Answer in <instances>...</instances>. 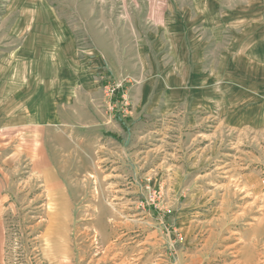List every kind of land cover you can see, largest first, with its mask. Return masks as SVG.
<instances>
[{"label": "rangeland", "instance_id": "obj_1", "mask_svg": "<svg viewBox=\"0 0 264 264\" xmlns=\"http://www.w3.org/2000/svg\"><path fill=\"white\" fill-rule=\"evenodd\" d=\"M166 1L49 0L77 53L94 59L91 68L103 60L101 101L66 141L41 143L67 185L63 204L47 202L42 182L29 184L24 164L0 264H244L245 240L264 251V134L163 111L164 57H136ZM108 83L122 85L114 99Z\"/></svg>", "mask_w": 264, "mask_h": 264}, {"label": "crops", "instance_id": "obj_2", "mask_svg": "<svg viewBox=\"0 0 264 264\" xmlns=\"http://www.w3.org/2000/svg\"><path fill=\"white\" fill-rule=\"evenodd\" d=\"M240 1L167 0L159 21L147 23L151 32L136 57H164L155 99L163 111L188 113L198 126L211 121L264 134L263 0ZM62 19L49 0L0 5V250L24 164L29 184L42 182L47 202L63 204L67 185L41 143L66 141L90 102L101 101L103 60L91 68L87 61L94 59L77 53L73 28ZM103 52L97 50L99 57H112ZM147 88L141 104L151 95ZM239 252L244 264H264L257 241L245 240Z\"/></svg>", "mask_w": 264, "mask_h": 264}, {"label": "built area", "instance_id": "obj_3", "mask_svg": "<svg viewBox=\"0 0 264 264\" xmlns=\"http://www.w3.org/2000/svg\"><path fill=\"white\" fill-rule=\"evenodd\" d=\"M121 83L116 84V83H108L106 85V93H107V97L110 99H114V97H116V94L121 90ZM262 184L264 187V172L262 174Z\"/></svg>", "mask_w": 264, "mask_h": 264}, {"label": "trees", "instance_id": "obj_4", "mask_svg": "<svg viewBox=\"0 0 264 264\" xmlns=\"http://www.w3.org/2000/svg\"><path fill=\"white\" fill-rule=\"evenodd\" d=\"M123 127H125V125L123 123H121Z\"/></svg>", "mask_w": 264, "mask_h": 264}]
</instances>
